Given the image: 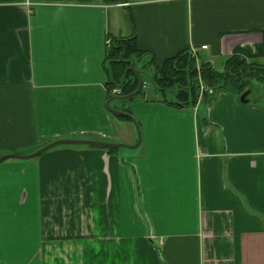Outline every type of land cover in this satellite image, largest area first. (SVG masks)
<instances>
[{
    "label": "crops",
    "instance_id": "crops-1",
    "mask_svg": "<svg viewBox=\"0 0 264 264\" xmlns=\"http://www.w3.org/2000/svg\"><path fill=\"white\" fill-rule=\"evenodd\" d=\"M113 38L222 71L264 59V0H0V156L120 144L2 160L0 264H264V98L115 101Z\"/></svg>",
    "mask_w": 264,
    "mask_h": 264
},
{
    "label": "trees",
    "instance_id": "trees-1",
    "mask_svg": "<svg viewBox=\"0 0 264 264\" xmlns=\"http://www.w3.org/2000/svg\"><path fill=\"white\" fill-rule=\"evenodd\" d=\"M133 39L113 38L108 47L106 56V70L109 77L108 90L119 88V93L116 94L118 96L130 94L137 89L138 76L130 66L133 60L142 59L148 55L136 48ZM143 61L144 67L152 65L151 80L155 88L163 92L168 91L171 97H175V100L168 101L170 104L183 107L194 106L197 103L198 75L189 50H183L167 58L160 65L153 63L152 59ZM223 64L222 71H217L209 62L201 61L200 76L205 84L216 89L230 83L239 93H243L247 89V80L254 78L261 82L264 88V59L246 61L241 56L230 55L224 59ZM128 66L129 68L126 69ZM142 88L143 81L139 92ZM117 117L126 119L121 115H117ZM102 148L108 151L112 150L110 147Z\"/></svg>",
    "mask_w": 264,
    "mask_h": 264
},
{
    "label": "water",
    "instance_id": "water-1",
    "mask_svg": "<svg viewBox=\"0 0 264 264\" xmlns=\"http://www.w3.org/2000/svg\"><path fill=\"white\" fill-rule=\"evenodd\" d=\"M132 69L138 76L137 89L134 92L130 93V94L122 95V96L121 95L120 96H116V97H114L115 99L125 100V99L133 97L134 95H136L139 92V90H140V88L142 86V78H141V75H140L141 71L135 70L134 68H132ZM141 70H143L142 67H141ZM248 92H249V90L243 92L240 95V101L241 102H247L245 97L248 94ZM109 110L113 114L123 115V116H126V117L130 118L132 120V122L135 125H137L136 121L133 119V117L131 116L130 113H128L126 111H123V110H118V109H115V108H109ZM60 144H89V145L100 146V147H117V146L120 145V144H117V143H110V142H104V141H99V140H90V139H58V140H54L52 142H49V143L43 145L42 147H40L36 151H34L32 153H29V154H3V155L0 156V162L2 160L8 159V158L29 159V158H32V157H36L37 155H39L43 151L47 150L48 148H51L53 146L60 145Z\"/></svg>",
    "mask_w": 264,
    "mask_h": 264
},
{
    "label": "rangeland",
    "instance_id": "rangeland-1",
    "mask_svg": "<svg viewBox=\"0 0 264 264\" xmlns=\"http://www.w3.org/2000/svg\"><path fill=\"white\" fill-rule=\"evenodd\" d=\"M143 63H144L143 60L142 61L141 60L132 61L130 67L134 68L135 70L141 71L140 75H141V78H142V81H143V86H146L145 88H146V92L148 94L150 93V95H153L154 93H153L152 90L155 89L154 83L151 80V74L153 72V68H152V66H147L146 68L141 70V67H142ZM128 68H129V66L126 69H128ZM126 69L123 72L124 75H125ZM247 81H248V85H247V89L245 91H247L249 89L251 90V92L249 93L250 99L253 100L254 98H259V99L264 98L263 84L261 82L255 80L254 78H249ZM228 85H230V84H228ZM224 86H222V87H224ZM222 87H217L215 90H218V89H220ZM157 96L162 98V95L159 92L157 93ZM166 98H167V101H169L171 99L175 100V97H171L169 93H167ZM115 101H120V100L116 99ZM125 101L126 100H123V102H125ZM112 102H114V101L112 100ZM119 150H120L119 154H123V152L126 150V148L125 147H120Z\"/></svg>",
    "mask_w": 264,
    "mask_h": 264
},
{
    "label": "built area",
    "instance_id": "built-area-1",
    "mask_svg": "<svg viewBox=\"0 0 264 264\" xmlns=\"http://www.w3.org/2000/svg\"><path fill=\"white\" fill-rule=\"evenodd\" d=\"M107 47L110 45V40L108 39L106 41ZM207 45H201L200 47H191L189 49L193 59H194V66L195 70L197 72V78H198V96H197V102H199L205 94H212L215 89L212 86H209L205 84V82L202 80L200 76V65H201V59L199 57V52L201 50L207 49ZM113 94H118L119 93V88H114L112 90Z\"/></svg>",
    "mask_w": 264,
    "mask_h": 264
}]
</instances>
